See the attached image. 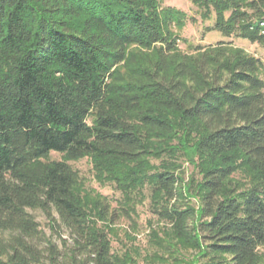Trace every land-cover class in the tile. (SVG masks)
Segmentation results:
<instances>
[{
	"label": "trees",
	"instance_id": "1",
	"mask_svg": "<svg viewBox=\"0 0 264 264\" xmlns=\"http://www.w3.org/2000/svg\"><path fill=\"white\" fill-rule=\"evenodd\" d=\"M191 2L264 48V0ZM184 19L158 0H0V264H135L108 234L146 197L149 261L264 264V63L228 41L182 52ZM84 158L116 208L69 165ZM27 210L71 245L45 255Z\"/></svg>",
	"mask_w": 264,
	"mask_h": 264
},
{
	"label": "rangeland",
	"instance_id": "2",
	"mask_svg": "<svg viewBox=\"0 0 264 264\" xmlns=\"http://www.w3.org/2000/svg\"><path fill=\"white\" fill-rule=\"evenodd\" d=\"M161 8H174L185 14L184 27L181 30L176 28L173 31L179 36L178 48L182 52H188L190 46H207L214 45L219 41L231 42L235 47L243 49L250 55L260 59L264 63V48L257 44H251L245 40L230 37L225 38L217 31H210L212 21L202 20L198 8L191 0H158ZM264 80V72L262 74ZM51 160H61V156L56 153H50ZM69 165L78 173L82 183L88 190L101 194L112 208H116L122 199L121 193L117 191L112 184L100 186L94 178L92 166L87 158L75 162H69ZM182 171L184 176L189 178L194 175L193 168L187 163L183 164ZM135 214L131 217L117 218L112 225L114 234H108L111 243L112 253L123 255L127 250H135L137 255H133L135 264H161L153 260H148L157 250L151 242V230H157L163 223L150 213L149 199L146 197L140 204L136 206ZM33 220L38 224L39 234L33 239L35 246L45 255L47 250V242L53 243L58 249L62 248L61 241L67 240V245H71L68 234L64 231L52 230L49 227L48 219L40 210H27ZM10 233L0 234V239H8ZM132 253V252H131ZM160 254V252H159ZM162 255V254H160ZM164 257L168 258L166 255ZM190 258L188 254L179 256V259ZM162 264H187L186 262H175L168 258Z\"/></svg>",
	"mask_w": 264,
	"mask_h": 264
}]
</instances>
